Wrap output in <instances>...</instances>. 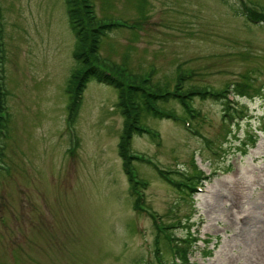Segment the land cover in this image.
I'll return each instance as SVG.
<instances>
[{
	"label": "rangeland",
	"instance_id": "1",
	"mask_svg": "<svg viewBox=\"0 0 264 264\" xmlns=\"http://www.w3.org/2000/svg\"><path fill=\"white\" fill-rule=\"evenodd\" d=\"M92 3L100 20L126 23L101 42L99 56L114 72L121 64L168 89L186 70L194 71L188 83L247 84L237 98L247 116L229 127L220 101L195 100L204 118L194 124L206 139L188 130L192 122L155 117L146 123L160 145L147 134L134 137V151L161 168L192 171L196 161L210 177L202 191L180 193L149 162L137 160L133 169L149 182L145 202L153 212L181 221L178 235L188 224L197 233L193 264H264V24L241 12L264 0ZM0 14L9 91L0 134V264L157 263L151 213L133 209L119 155L117 90L90 81L75 123L67 122L69 83L81 66L66 0H0Z\"/></svg>",
	"mask_w": 264,
	"mask_h": 264
},
{
	"label": "trees",
	"instance_id": "2",
	"mask_svg": "<svg viewBox=\"0 0 264 264\" xmlns=\"http://www.w3.org/2000/svg\"><path fill=\"white\" fill-rule=\"evenodd\" d=\"M66 3L69 23L76 39L73 54L81 66L72 74L69 83L71 99L68 110L69 116L72 118L70 122L75 123L78 117L83 93L90 81L96 80L117 90L118 101L116 105L123 116V129L118 143L119 155L122 159L123 169L129 179L130 193L134 196L133 209L142 213L145 205L140 203V193H142V189H146L148 182L137 176L133 164L137 160L143 161L145 159H140L134 153L132 141L136 135L150 134L153 139L157 135V132L152 131L146 124V120L149 117H155L185 122L187 119L192 122L195 135L206 139L194 124L195 120L202 121L204 118L202 111L195 105V100L198 98L202 101H220L222 103L223 124L229 127L232 126L234 121L237 122L247 116L245 104L237 99L230 100L229 93H233L238 97L244 96L247 94V84L235 82L219 89L209 85L188 83L187 79L194 76V71L191 75H188L189 72L185 71L177 76L174 87L168 89L165 84L153 82L152 74L139 75L138 73L128 72V69L121 64L115 65L118 72H114V64H109L99 56L101 42L104 35L125 25V23L100 20L92 0H66ZM241 12L246 17V22H249L248 19L264 22L263 6L258 8L245 4ZM1 22L0 18V27ZM6 72V44L4 31L0 28V129L4 128L3 122L5 121L2 112H8L7 107H5L9 95L6 86ZM172 103L181 105L182 113H177L173 107L171 109L166 108L167 105ZM251 142H255L253 135L251 136ZM193 165L192 171H186L180 177L167 170H158V172L165 182L180 193L191 197L194 196L197 191L196 187L204 178L203 171L198 168L194 160ZM153 226L155 230L153 247L157 262L155 264H174V259L171 257L173 250L169 240L175 242V259L181 264H191V251L200 240L198 235L191 231V224L186 225L187 233L182 237H178L174 233L175 224L173 221L164 222L162 225L154 222ZM210 241V238L205 239L207 244ZM205 254L211 255L212 250H208ZM134 264H142V260L136 259Z\"/></svg>",
	"mask_w": 264,
	"mask_h": 264
}]
</instances>
